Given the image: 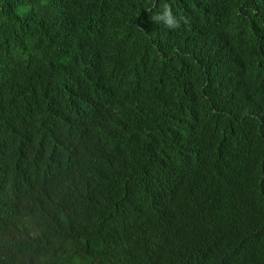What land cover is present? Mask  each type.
I'll return each mask as SVG.
<instances>
[{
  "label": "trees",
  "instance_id": "1",
  "mask_svg": "<svg viewBox=\"0 0 264 264\" xmlns=\"http://www.w3.org/2000/svg\"><path fill=\"white\" fill-rule=\"evenodd\" d=\"M0 264H264V0H0Z\"/></svg>",
  "mask_w": 264,
  "mask_h": 264
},
{
  "label": "clouds",
  "instance_id": "2",
  "mask_svg": "<svg viewBox=\"0 0 264 264\" xmlns=\"http://www.w3.org/2000/svg\"><path fill=\"white\" fill-rule=\"evenodd\" d=\"M156 20H163L164 24L170 28V29H175L180 26L179 21L172 15V11L169 5L165 4L164 5V11L161 15L155 17ZM181 20L184 21L185 24L188 23L187 19L184 17L180 18Z\"/></svg>",
  "mask_w": 264,
  "mask_h": 264
}]
</instances>
